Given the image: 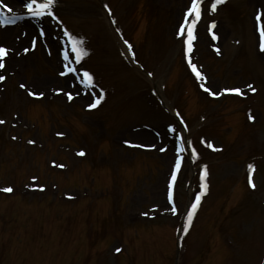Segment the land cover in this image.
<instances>
[{
	"label": "rangeland",
	"instance_id": "rangeland-1",
	"mask_svg": "<svg viewBox=\"0 0 264 264\" xmlns=\"http://www.w3.org/2000/svg\"><path fill=\"white\" fill-rule=\"evenodd\" d=\"M189 6L55 0L53 20L0 0L19 42L14 51L0 40V264H78L87 254L93 264H264V0H223L215 11L202 0L194 39L176 35ZM73 47L87 52L79 63ZM201 169L207 187L185 233Z\"/></svg>",
	"mask_w": 264,
	"mask_h": 264
},
{
	"label": "snow or ice",
	"instance_id": "snow-or-ice-1",
	"mask_svg": "<svg viewBox=\"0 0 264 264\" xmlns=\"http://www.w3.org/2000/svg\"><path fill=\"white\" fill-rule=\"evenodd\" d=\"M202 0H190V6L187 8L186 12H185V20L183 23L180 24L179 28L180 30L177 31L176 35L177 36H181L184 34L185 30L187 31V34L189 37H191L192 39H194L195 37L192 35V30L194 29V26L196 24V22L199 20L200 18V4H201ZM23 3V8L26 10L27 15L29 16H34V17H51L53 20L56 19L54 13H53V6L55 4V0H22ZM204 3H207L209 6V10L210 11H215L217 5L222 4L223 0H204ZM4 8L7 9L8 12H12L11 8H8L7 5H2ZM105 8H107V5H104ZM189 14H191V21L188 20V16ZM260 18H261V13L259 11H257L256 13V25H257V31H259L260 33V48L262 51H264V28H262L260 26ZM13 21L8 20L7 23H12ZM6 23V21L4 20H0V27H3L4 24ZM209 32H211V26H209ZM117 31H119V29H117ZM40 35L43 36V31L40 32ZM63 35L65 37L69 36V33L67 31H64ZM73 40L76 41V43L78 44H82V39L83 38H76V37H72ZM212 39L215 40L216 36L213 34L212 35ZM185 45H189L190 41L189 40H185L184 41ZM125 44H127V41H125ZM34 46V44H33ZM24 51H28V49H24ZM129 51H131V48L129 46ZM190 51V47L186 48L185 50V55H187V52ZM72 52L76 53V62L79 63L80 59L82 58V56L87 55V52L83 50V48L81 47L79 50L76 47L72 48ZM5 54V49L3 47H0V57H2ZM19 54V53H17ZM69 56L68 53H64V59L68 60ZM3 67V61L0 60V68ZM189 67L192 69V72L195 74V76L197 77V79L199 80L202 76V74L200 72L197 71L196 66L194 64H192L189 61ZM74 71V69L68 67L66 69V72H61V75H67L68 73H72ZM84 76L88 77V83L91 84L92 82V78L90 76L89 73L84 72L83 73ZM149 75H151V73H149ZM4 76H0V80H3ZM21 88H24V85L21 84L20 85ZM201 88H203V90L208 93V95H219L220 92H216L213 93L211 92L207 87H205L203 84L200 85ZM249 90L251 91H255L254 88H252L251 85H247L246 86ZM222 91H232V92H239V89H224ZM29 95H42V93L39 94H34L32 92L28 93ZM66 95L68 96V99H71V95L66 93ZM103 99V92L101 91L99 97H93L92 98V103H89L87 105L88 108H94L96 107V105L100 102V100ZM249 119H252L251 116L248 117ZM0 123H3V121H0ZM59 135V133H58ZM179 139V138H177ZM29 143H32V141H29ZM125 143H128L127 141ZM190 144V142H189ZM209 147H211V145L209 144ZM161 151H163L164 149H160ZM177 155L175 157V163L172 167V172H171V179L168 182V199L169 201H171L172 199V182L175 180L176 178V173L177 171L180 169L181 167V157L179 155V152L181 151V149L178 147L177 148ZM195 153H193L194 155ZM78 155H84L83 151H80L78 153ZM248 168V184L251 186L252 185V180H251V174L253 171V165L252 164H248L247 165ZM206 173L204 172L203 169H201L200 172V193H198L195 197V200L191 203V207L188 208L187 210V216L186 218H184L183 220V231L185 233L188 232L189 230V223L192 219V216L195 212V209L198 206L199 200H200V196L206 191V184L204 183V177H205ZM3 191L7 192L10 191V189L5 188L3 189ZM172 212L173 214H175L176 209L172 208ZM116 251H120V249H116Z\"/></svg>",
	"mask_w": 264,
	"mask_h": 264
},
{
	"label": "bare ground",
	"instance_id": "bare-ground-1",
	"mask_svg": "<svg viewBox=\"0 0 264 264\" xmlns=\"http://www.w3.org/2000/svg\"><path fill=\"white\" fill-rule=\"evenodd\" d=\"M15 4H13V3H9L8 5H7V7L9 6L13 11L12 12H16V11H14V9H13V7L16 9L17 8V6L15 5ZM3 28V31H2V35H0V40H5L7 43H8V41L10 42L11 40V33L13 32V30L12 29H10V28H7V27H2ZM34 37V36H33ZM22 39L21 38H19V40L18 41H21ZM3 42V41H2ZM5 44V43H4ZM10 45H8V44H5L9 49H13L14 48V51H15V48L17 47V45H19V42H16V43H14V42H10L9 43ZM23 45V44H22Z\"/></svg>",
	"mask_w": 264,
	"mask_h": 264
}]
</instances>
